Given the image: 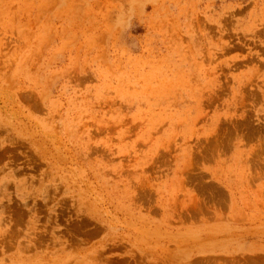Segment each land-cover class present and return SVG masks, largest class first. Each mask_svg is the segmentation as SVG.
<instances>
[{
    "label": "rangeland",
    "instance_id": "rangeland-1",
    "mask_svg": "<svg viewBox=\"0 0 264 264\" xmlns=\"http://www.w3.org/2000/svg\"><path fill=\"white\" fill-rule=\"evenodd\" d=\"M0 264H264V0H0Z\"/></svg>",
    "mask_w": 264,
    "mask_h": 264
}]
</instances>
